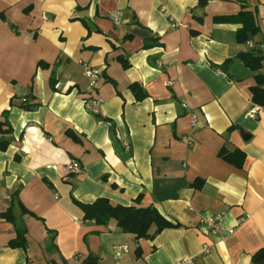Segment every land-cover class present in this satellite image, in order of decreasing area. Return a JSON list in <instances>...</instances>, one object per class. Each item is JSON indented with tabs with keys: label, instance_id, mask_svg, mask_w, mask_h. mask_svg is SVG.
Wrapping results in <instances>:
<instances>
[{
	"label": "crops",
	"instance_id": "0c3cea01",
	"mask_svg": "<svg viewBox=\"0 0 264 264\" xmlns=\"http://www.w3.org/2000/svg\"><path fill=\"white\" fill-rule=\"evenodd\" d=\"M242 10L259 28L254 47L238 40L241 24L215 21ZM152 38L159 46L145 48ZM262 43L264 0H0V119L13 130L0 136V214L13 207L27 230L26 249L11 248L17 226L0 218V264H264V108L251 93ZM241 53L263 57L261 69ZM229 59L228 75L212 67ZM84 64L100 72L94 89ZM91 95L107 121L85 108ZM222 149L244 152L243 166ZM72 161L81 173L63 172ZM140 195L177 226L138 240L115 220H84L74 202ZM204 215L221 216L217 231Z\"/></svg>",
	"mask_w": 264,
	"mask_h": 264
},
{
	"label": "trees",
	"instance_id": "16d2710c",
	"mask_svg": "<svg viewBox=\"0 0 264 264\" xmlns=\"http://www.w3.org/2000/svg\"><path fill=\"white\" fill-rule=\"evenodd\" d=\"M26 9L25 12H28ZM215 21L222 23H237L241 24L242 27L237 32V38L240 42L246 43L251 37L255 36L259 28L256 24L254 14L251 11L242 10L239 14L235 16H225L217 17ZM131 38V35L127 36ZM159 46L158 38L145 39L144 47L152 48ZM239 60L251 71L258 72L261 69V64L263 57L256 55L254 53H241L238 55ZM119 62L122 64L124 69L130 67V63L127 59L123 57L118 58ZM232 60H226L221 65H212L214 69L220 70L227 75L229 74V68ZM40 67H45L46 65L42 62L39 63ZM108 79V78H107ZM109 80V79H108ZM255 85L251 88L252 102L264 108V75L257 74L255 76ZM131 90L135 93L138 100H141L143 95V88L139 84H132L130 86ZM103 121H107L106 118H102L100 115H96ZM111 126V136L113 142L116 143L114 139L115 126ZM13 132L11 125L7 119V113L3 115V119H0V136H8ZM75 140L78 138L73 134H70ZM10 142L8 140H3L0 142V151H5L9 147ZM219 156L223 158L228 163L241 168L243 166L245 154L240 150H236L234 153H227L225 149H222ZM196 186V184H195ZM142 196H138L135 204L130 206H123L119 204H113L108 198H98L91 204H81L78 201H74L79 205L84 212V220L94 221L96 225L105 226L110 220H115L118 227L123 233L132 234L136 239H151L159 234L162 230L167 228H172L177 225L168 221L158 210L153 206H143L141 205ZM17 204L20 206L22 213L25 214L26 211L20 205L19 201ZM0 218L6 221L16 224V218L13 214V207L6 212L0 214ZM17 236L14 240L9 243L11 248H23L27 247L26 233L27 230L23 227L17 226L16 228ZM54 237L51 238V242ZM139 255L140 251L137 250ZM264 253V250H263ZM81 264H99L98 257L90 255Z\"/></svg>",
	"mask_w": 264,
	"mask_h": 264
},
{
	"label": "built area",
	"instance_id": "2783aa9c",
	"mask_svg": "<svg viewBox=\"0 0 264 264\" xmlns=\"http://www.w3.org/2000/svg\"><path fill=\"white\" fill-rule=\"evenodd\" d=\"M247 44L250 47H254L251 41H247ZM261 48H264V43L260 45ZM84 74L89 80V86L94 89L98 80L100 79V72L98 70H95L91 68L89 65L84 64L83 65ZM85 108L87 111L92 113L93 115H100L99 107H100V100L93 95L88 97L85 101ZM183 107H187L186 104H183ZM251 116L255 115V112L250 113ZM192 126L194 129L197 128L198 122H197V115L194 113L192 114ZM191 144V141L189 142ZM128 146L127 144H125ZM63 172L69 175H75L82 172V167L78 161H72L69 165L63 167ZM221 222V216L220 215H204L202 216L200 223L201 225L205 226L210 231H217L220 227ZM128 249L126 247H122L117 249L116 256L122 255L123 252H127ZM210 251V247L205 245L203 247V253H208ZM180 264H195L194 260L192 258H184Z\"/></svg>",
	"mask_w": 264,
	"mask_h": 264
},
{
	"label": "water",
	"instance_id": "95a60500",
	"mask_svg": "<svg viewBox=\"0 0 264 264\" xmlns=\"http://www.w3.org/2000/svg\"><path fill=\"white\" fill-rule=\"evenodd\" d=\"M31 110H36V107L32 108Z\"/></svg>",
	"mask_w": 264,
	"mask_h": 264
}]
</instances>
